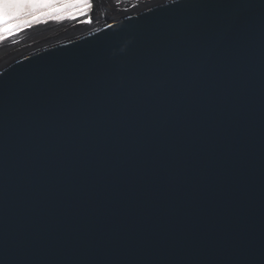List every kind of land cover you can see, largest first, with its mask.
Returning <instances> with one entry per match:
<instances>
[{
    "label": "water",
    "instance_id": "95a60500",
    "mask_svg": "<svg viewBox=\"0 0 264 264\" xmlns=\"http://www.w3.org/2000/svg\"><path fill=\"white\" fill-rule=\"evenodd\" d=\"M98 1L0 61V264H264V0Z\"/></svg>",
    "mask_w": 264,
    "mask_h": 264
},
{
    "label": "snow or ice",
    "instance_id": "6c2138e0",
    "mask_svg": "<svg viewBox=\"0 0 264 264\" xmlns=\"http://www.w3.org/2000/svg\"><path fill=\"white\" fill-rule=\"evenodd\" d=\"M92 8V0H0V41L22 31L41 16L62 20V14L71 16V10L86 13ZM85 22L92 23V20Z\"/></svg>",
    "mask_w": 264,
    "mask_h": 264
},
{
    "label": "rangeland",
    "instance_id": "374dc122",
    "mask_svg": "<svg viewBox=\"0 0 264 264\" xmlns=\"http://www.w3.org/2000/svg\"><path fill=\"white\" fill-rule=\"evenodd\" d=\"M144 1L146 0H111V3L115 7L127 8ZM89 13L90 10H88L86 13L77 10H71V16H69L67 13H64L62 14L64 15V19L62 20H54L50 17H46L41 21H35L30 26H25L22 31L3 41H0V47H3L0 48V59L7 57L8 54H12L16 50H20L21 46H30L33 45V43H38L41 40L52 41L64 31L78 28L76 25L79 22L86 20L89 16ZM56 32L58 33L54 35Z\"/></svg>",
    "mask_w": 264,
    "mask_h": 264
},
{
    "label": "bare ground",
    "instance_id": "6f19581e",
    "mask_svg": "<svg viewBox=\"0 0 264 264\" xmlns=\"http://www.w3.org/2000/svg\"><path fill=\"white\" fill-rule=\"evenodd\" d=\"M98 2H104V4L109 8V10H111V12H113L115 9H116V7L115 6H113L112 5V3H111V0L109 1V0H99ZM141 5V4H140ZM143 5V4H142ZM141 5V6H142ZM140 6V7H141ZM135 8V7H134ZM46 17H48V16H41L40 18H39V20H37V21H41L42 19H44V18H46ZM63 30V29H62ZM61 30V31H62ZM75 30V29H74ZM74 30H69L68 32H72V31H74ZM58 32H60V31H58ZM58 32H56V33H54V35L55 34H57ZM59 36H61V35H59ZM59 36L58 37H56V38H59ZM46 41H48V40H46ZM37 44H39V43H37ZM41 44V43H40ZM21 48H24L23 46H21ZM4 58V57H3ZM2 58V59H3ZM2 59H0V61L2 60Z\"/></svg>",
    "mask_w": 264,
    "mask_h": 264
},
{
    "label": "flooded vegetation",
    "instance_id": "af4514ba",
    "mask_svg": "<svg viewBox=\"0 0 264 264\" xmlns=\"http://www.w3.org/2000/svg\"><path fill=\"white\" fill-rule=\"evenodd\" d=\"M133 6V5H132ZM4 46V45H3ZM0 48H3V47H0Z\"/></svg>",
    "mask_w": 264,
    "mask_h": 264
}]
</instances>
